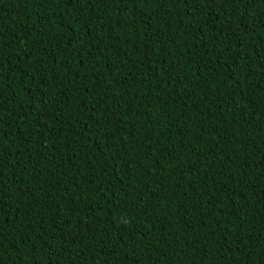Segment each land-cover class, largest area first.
Here are the masks:
<instances>
[{
  "label": "trees",
  "instance_id": "1",
  "mask_svg": "<svg viewBox=\"0 0 264 264\" xmlns=\"http://www.w3.org/2000/svg\"><path fill=\"white\" fill-rule=\"evenodd\" d=\"M0 264H264V0H0Z\"/></svg>",
  "mask_w": 264,
  "mask_h": 264
}]
</instances>
